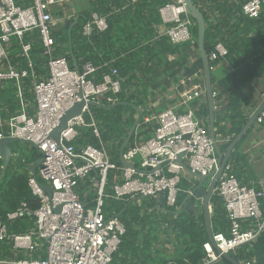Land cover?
<instances>
[{
	"label": "built area",
	"instance_id": "2783aa9c",
	"mask_svg": "<svg viewBox=\"0 0 264 264\" xmlns=\"http://www.w3.org/2000/svg\"><path fill=\"white\" fill-rule=\"evenodd\" d=\"M135 1L130 0V3ZM63 2L65 0H0V83L17 86L20 104L16 115L0 118V140L20 139L42 153L37 178L29 174L27 182L31 193L40 200V207L31 212L21 203L0 222V243H10L12 253L23 256L15 262H4L7 264H110L124 227L118 217H104L102 208L106 199L139 204L137 198L144 196L156 203L158 195L163 193L162 208L176 211L179 183L186 173L183 165L189 169L190 173L186 174L190 177L191 174L206 176L218 171L208 131L196 116L195 108L190 106L196 100L205 102L201 84L181 94L183 111L167 108L143 118L144 125H154L149 139L142 140L141 135L134 134L139 126L137 123L133 132L136 140L121 155V160L132 167L122 165L120 160L118 163L109 161L108 151L91 118L90 103L99 104L98 97L106 92L119 93V80L114 79L117 70L110 68V73L103 75L102 82L96 85L89 79L96 70L90 63H74V67L66 55H55L56 43L52 36L55 21L51 8ZM263 11L264 0H246L241 4V14L248 19L258 17ZM158 13L164 26L163 35L172 45L191 41L193 22L182 0L160 7ZM106 28V17L94 13L83 27V35L92 29L102 32ZM34 38L46 58V77L37 73V64L31 56ZM12 42L20 49L18 57L24 66L11 61ZM227 55L224 45L217 42L207 56L210 62H215L225 60ZM25 89L31 94L32 103L24 97ZM212 95L215 97L217 92L213 91ZM82 101L80 115L67 122L57 145L50 133L64 113ZM108 102L114 103V100L108 99ZM85 115L90 118L89 126L99 147L85 145L76 152L72 143L79 127L85 125ZM255 121L264 122V108ZM181 153H184L183 165L179 163ZM109 173H115L111 186L107 185ZM85 179L90 182L89 191L94 193L91 207H87L77 193L79 182ZM38 183L51 187L50 199ZM186 193L191 196L192 190ZM214 193L223 203L229 236L212 233V243L220 253H216L209 241L203 243L205 256L199 264L221 261V254H233L239 247L254 242L264 228L263 220L255 231L242 230L244 221L261 219L259 200L264 198V189L255 190L239 184L229 162L216 182ZM57 208L59 211L55 212ZM27 217L34 219L30 231L24 234L7 232L5 224ZM42 242L45 244L44 257L38 252Z\"/></svg>",
	"mask_w": 264,
	"mask_h": 264
},
{
	"label": "trees",
	"instance_id": "16d2710c",
	"mask_svg": "<svg viewBox=\"0 0 264 264\" xmlns=\"http://www.w3.org/2000/svg\"><path fill=\"white\" fill-rule=\"evenodd\" d=\"M174 1L176 0H136L135 3H130V0H91L88 10L78 14L68 28L62 26L52 32L56 43L55 55L63 56L67 53V59L71 64L90 63L96 69L89 77L94 84L101 83L103 75L110 73V68L117 70L114 79L119 80V93L106 92L98 97V105L90 106L91 118L96 124L99 139L106 147L109 161L112 163L119 162V150L135 122L137 111L140 112V119L134 134L141 135L142 140L150 138L154 125L152 123L144 125L143 118L165 110L146 108L149 99L156 96L153 90L164 92L166 87L177 83L179 78H185L187 85L196 83L203 85L199 55L195 56L192 63L189 62L192 50H198L195 21L190 17L193 22L190 30L191 41L185 44L172 45L166 36L157 34V27L162 23L158 9ZM192 1L204 17V47L207 55L215 43L221 42L228 51L225 60L229 68L234 70L232 74H228L227 68L214 71L212 69L220 61L210 62L213 91L218 90L221 94H226L231 89H238L264 75V11L258 17L248 19L241 14V4L246 0ZM93 13L106 17L107 28L102 32L92 29L87 35H83V27L91 21ZM34 40L31 56L37 64V73L41 77H46V58L42 55L41 46L36 38ZM19 52L18 45L12 42L10 59L24 66L25 63L18 57ZM80 59L81 61H78ZM242 65L243 71L238 70L237 68ZM192 76H195L194 79L189 80ZM24 97L32 103V96L26 89ZM108 99L114 100V103H109ZM112 105L116 106L111 107ZM19 109L17 86L14 83H0V118L8 119L16 115ZM195 114L199 119H203V125L207 129L205 102L198 105ZM225 117L228 118V123L224 124L221 119H216L214 123L215 137L221 152H224L248 120L242 113L241 101L233 94L227 99ZM84 121L85 125L79 127L78 136L72 143L76 152L85 145L99 147L87 115L84 116ZM134 134L131 137L132 144L136 140ZM245 137L235 146L229 162L230 165L233 164V174L239 184L260 190L261 187L254 182L253 175H245L247 157L238 151ZM220 140L225 142L220 143ZM31 150L32 153L28 157H23L13 149L12 160L0 181V222L5 221L6 215L14 212L21 203H25L31 212L41 205L27 183L30 164L39 157L33 147ZM1 166L2 161L0 170ZM114 175L115 173L108 174V186L112 185ZM39 182L42 183L40 180ZM195 187L194 180L181 179L176 201L178 207L186 199V192ZM89 188L90 182L85 179L79 182L77 190L80 200L84 201L87 207L92 206L94 199V193L89 191ZM262 188L264 189V183ZM107 191L110 192L108 187ZM259 204L261 219L244 221L242 230L255 231L257 224L264 220V198L259 200ZM209 206L212 233H222L228 237L229 223L221 198L216 193L211 195ZM162 209H159L150 198L142 199L139 204L111 198L105 200L102 208L104 217L116 216L124 227V233L120 237V243L110 264H133V261L129 263L127 258H139L146 263L148 260H155L156 264L200 263L205 256L202 245L208 241L202 210L199 208L196 212L175 214L172 209ZM24 219L12 223L9 232L23 233L28 226L32 228L34 219L30 217ZM162 236L166 240L161 239ZM167 244L172 247L170 254L164 249ZM160 248L162 250H159ZM41 249L40 254L44 257V242ZM10 250V243H0V262H15L23 258L22 255L14 254ZM230 256L236 262L264 264V228L254 242L239 247ZM223 261L225 264H232ZM136 264L141 263L139 261Z\"/></svg>",
	"mask_w": 264,
	"mask_h": 264
},
{
	"label": "water",
	"instance_id": "95a60500",
	"mask_svg": "<svg viewBox=\"0 0 264 264\" xmlns=\"http://www.w3.org/2000/svg\"><path fill=\"white\" fill-rule=\"evenodd\" d=\"M185 8V12L189 17H191L196 24L197 27V45H198V55L202 63V81H203V89H204V98L206 101V108H207V131L208 135L211 139L216 157H217V166L218 171L212 172L210 174H207L206 176H201L198 174H191L192 179L196 182V187L192 190V195H187L184 202L181 204V206L175 211V214H179L180 212H195L199 208L202 210L203 213V219H204V225H205V231L207 235L208 241L213 245L212 243V231L210 228L209 223V214H210V206H209V199L211 195L214 192V188L216 185V182L221 175L225 165L229 161V157L231 152L233 151L234 147L238 144V142L242 139V137L246 134L247 130L251 127V125L255 122L256 118L259 116V114L262 112L264 108V99L260 103L257 110L250 116L246 124L243 126V128L239 131V133L233 138V140L229 143V145L226 147L224 152H221L219 147V142L217 141V138L215 137V129H214V123H215V115H214V97L212 95L213 88L211 85V69H210V61L208 59L207 53L205 51L204 47V33H205V23H204V17L201 13V11L194 6L192 0H182ZM65 27H69V21L65 22ZM75 67V65H74ZM84 103L83 101L79 104L73 105L69 110H67L64 115L59 119L58 125L56 128L52 130L50 133V137L55 140L57 145L60 144V133L66 129L67 122L74 118L81 113V109L83 107ZM90 105H98L95 103H90ZM119 105V104H116ZM116 105H112L116 106ZM140 119V112L137 111V115L135 118V122L133 126L130 128L120 150H119V160L122 165L126 167H132L130 164L124 162L121 160V155L124 152V150L128 149L131 146V137L133 135V132L137 126V123ZM16 143H22L30 145L29 143L20 140V139H2L0 140V161H2V166L0 170V181L3 179L5 172L7 168L9 167V164L12 160L13 156V148L12 146ZM32 146V145H30ZM37 153L39 154V157L36 158L29 167L30 175L33 178H37V170L41 166L42 163V153L36 149L35 146H32ZM184 156V153H181L179 155V163L182 164L181 158ZM183 165V164H182ZM184 171L186 173H190L189 169L183 165ZM203 184L208 185V188H203ZM38 187L43 191L47 197L50 199L52 194V189L48 185H43L38 183ZM142 199H145L144 196H139L136 201H140ZM134 201H130V203H133ZM164 202V196L163 193H160L157 197V206L159 209H162ZM163 210V209H162ZM55 212L59 211V208L54 210ZM216 253H220L216 247L213 245ZM221 259L226 260L232 264H239L236 262L229 254H221Z\"/></svg>",
	"mask_w": 264,
	"mask_h": 264
},
{
	"label": "crops",
	"instance_id": "0c3cea01",
	"mask_svg": "<svg viewBox=\"0 0 264 264\" xmlns=\"http://www.w3.org/2000/svg\"><path fill=\"white\" fill-rule=\"evenodd\" d=\"M90 2L91 0H77V4H72V0H65V2L58 4L55 7H52L51 13L55 21L54 31L60 29L62 26H65L66 21H69V25H71V22L76 20L78 14H80L81 12L85 10H88V8L90 7ZM163 32H164V26L159 25L157 27V34L163 35ZM64 54L66 55L67 53H64ZM196 55H198V50L196 51L192 50L189 56L190 63L193 62ZM78 61H81V59ZM247 63L249 62L247 61ZM79 64L77 63V65ZM72 65H74V62H72ZM219 68H227L228 74H232L234 71L232 68H229V64L226 62V60L220 61L212 70L217 71ZM237 69L240 71H243L244 65L240 66ZM193 79H194V76H192L191 79L189 80H193ZM198 84L200 83H196L194 85H187L185 78H179L177 83L170 84L168 87L165 88L164 92H161L160 90L155 89L152 92L155 93L156 96L154 97V99H149V101L146 103L147 104L146 108L147 109L174 108L178 112L183 111V107L180 106V102L182 100L180 97L181 94L184 92L193 90V88ZM230 94H233L234 96L238 97V99L241 101L242 113L245 117H247V119H249L250 116L257 110L260 103L264 99V75L255 78L251 82L244 84L238 89H231L226 94H221L217 90V95L214 97L215 120L221 119L224 124L228 123L227 122L228 118L225 117V109L227 105V99ZM201 102H203L202 99L198 101L196 100L192 104H190V106L195 108V111H196L198 105H200ZM152 115H155V114H151V116ZM201 120L203 121V119ZM244 136H246L245 140L238 151L247 157V171L245 175H249V174L253 175L254 182L261 187L260 189H263L262 185L264 183V122L259 124L255 121L251 125V127L247 130ZM220 141H221L220 143L225 142V140H220ZM229 160H230V157H229ZM183 178L187 180H193L186 173L183 175ZM203 188L207 189L208 185L203 184ZM11 224L12 223L5 224L6 230L9 234H24L33 228V225H32V228L28 226L25 232L23 233H15V232L10 233L9 231L11 228ZM163 227L166 228L165 225H163ZM161 239H165V238H163L162 236ZM39 245L40 247L38 248V252L41 253L42 245L41 244ZM164 249H167L166 250L167 254H170L172 252V247L169 244H167ZM159 250H162V248H160ZM137 260H139L140 263L142 264V261H143L142 259L127 258V261H129V263L133 261V264L138 263L139 261ZM4 262L1 261L0 264H7ZM143 262L144 264H156L155 260H152V261L148 260L147 263L145 261ZM213 264H225V263L223 260H221Z\"/></svg>",
	"mask_w": 264,
	"mask_h": 264
},
{
	"label": "rangeland",
	"instance_id": "374dc122",
	"mask_svg": "<svg viewBox=\"0 0 264 264\" xmlns=\"http://www.w3.org/2000/svg\"><path fill=\"white\" fill-rule=\"evenodd\" d=\"M72 4H77V0H72ZM31 147L32 146L30 145L22 144V143H16L12 146V148L18 151L19 155L23 157H28L32 153Z\"/></svg>",
	"mask_w": 264,
	"mask_h": 264
}]
</instances>
